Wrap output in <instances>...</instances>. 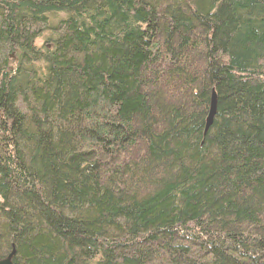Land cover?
Listing matches in <instances>:
<instances>
[{"label":"trees","instance_id":"16d2710c","mask_svg":"<svg viewBox=\"0 0 264 264\" xmlns=\"http://www.w3.org/2000/svg\"><path fill=\"white\" fill-rule=\"evenodd\" d=\"M12 244L14 264H264V0H0Z\"/></svg>","mask_w":264,"mask_h":264},{"label":"water","instance_id":"95a60500","mask_svg":"<svg viewBox=\"0 0 264 264\" xmlns=\"http://www.w3.org/2000/svg\"><path fill=\"white\" fill-rule=\"evenodd\" d=\"M209 109H208V115L206 118V123H205V129L209 126V124L212 122L213 116L215 114V109H216V94L214 91H212L211 96H210V101H209ZM15 254V248L14 245L12 244V249L11 251L4 257L0 258V264H14L13 263V256Z\"/></svg>","mask_w":264,"mask_h":264}]
</instances>
